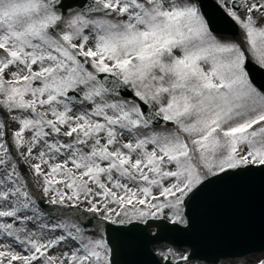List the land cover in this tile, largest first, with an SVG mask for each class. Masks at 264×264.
I'll return each instance as SVG.
<instances>
[{
    "label": "snow or ice",
    "instance_id": "obj_1",
    "mask_svg": "<svg viewBox=\"0 0 264 264\" xmlns=\"http://www.w3.org/2000/svg\"><path fill=\"white\" fill-rule=\"evenodd\" d=\"M0 264H264V0H0Z\"/></svg>",
    "mask_w": 264,
    "mask_h": 264
}]
</instances>
